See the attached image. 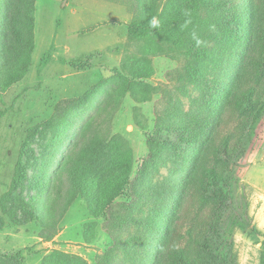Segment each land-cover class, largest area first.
<instances>
[{
    "label": "trees",
    "instance_id": "16d2710c",
    "mask_svg": "<svg viewBox=\"0 0 264 264\" xmlns=\"http://www.w3.org/2000/svg\"><path fill=\"white\" fill-rule=\"evenodd\" d=\"M134 1L128 42L136 49L123 47L120 65L111 70L117 90L106 93L100 107L104 114L93 120L94 132L99 129L98 136H107L98 144L118 158L90 168L78 160V151L72 152L61 168L62 181L69 184L66 195L64 189L51 194L38 216L19 192L28 175L22 150L2 211L18 226L40 222L41 239L52 242L74 203L85 200L95 219L87 227L94 231L95 222L104 220L113 242L99 264L229 261L230 256L222 255L226 237L233 235L234 225L245 227L248 222L249 203H237L238 177L264 120V0ZM153 18L158 21L155 28L149 23ZM35 24L36 0H1L4 90L30 72ZM175 52L185 60L182 69L168 74L175 88L150 85L152 57ZM93 58L87 59L86 70L94 68ZM103 85L93 86L74 103L81 106ZM176 89L188 99L187 109L185 102H176ZM154 95L161 101L155 106L153 134L147 136L150 160L134 177L133 148L121 134L103 135L102 119H113L128 97L144 105ZM10 110L0 111V119ZM134 114L141 115L140 107ZM4 226L1 221L0 229ZM42 264L88 263L56 250Z\"/></svg>",
    "mask_w": 264,
    "mask_h": 264
},
{
    "label": "rangeland",
    "instance_id": "374dc122",
    "mask_svg": "<svg viewBox=\"0 0 264 264\" xmlns=\"http://www.w3.org/2000/svg\"><path fill=\"white\" fill-rule=\"evenodd\" d=\"M134 5V0H36V50L30 72L10 89L0 85V111L11 109L0 119V222L5 223L0 229V264H42L56 250L78 255L88 264H99L112 247L104 220L95 222L94 231L87 227L95 219L83 199L77 200L58 224V235L52 242L41 239L40 222L25 226L13 223L2 211L1 201L10 189L22 150L28 175L19 192L38 216L47 197L62 189L66 195L69 184L66 179L62 181L61 168L72 152L78 151V160L90 168L116 161V153L111 155L98 144L107 136H98L99 129L94 132L93 120H100L104 114L100 107L106 93L111 88L117 90L111 70L120 63L123 47L136 49L128 38L121 43L128 37L122 26L124 10L131 15V24ZM1 47L0 43V54ZM91 58L88 62L96 69L82 73L72 69L77 64L76 70H86ZM184 65L185 60L176 52L160 53L152 57L154 75L148 83L174 89L168 74ZM98 83H104L103 88L89 101L81 106L74 103ZM175 93L176 102H185L187 109L188 99L178 89ZM160 101L161 96L154 95L151 103L139 106L128 97L113 119L101 118L105 121L103 135L121 134L133 148L134 177L150 160L147 136L153 134L155 106ZM135 107L141 109L137 118ZM138 123L147 132L141 131ZM236 191L239 206L249 203L248 222L245 227L231 228L233 235L226 237L222 252L230 260L226 257L218 264H264V120L240 170Z\"/></svg>",
    "mask_w": 264,
    "mask_h": 264
},
{
    "label": "crops",
    "instance_id": "0c3cea01",
    "mask_svg": "<svg viewBox=\"0 0 264 264\" xmlns=\"http://www.w3.org/2000/svg\"><path fill=\"white\" fill-rule=\"evenodd\" d=\"M122 10H124V8L122 7ZM124 15H126V19L124 20L125 21V23H124V25L122 24V26H124L126 29H127V31H128V26H129V22L131 21V15H129V13H127L125 10H124ZM126 25H128V26H126ZM127 36L125 37V39L124 40H122L121 41V43H125L126 41H127ZM104 50V49H103ZM103 50H100V51H103ZM121 57V56H120ZM120 60V63H121V60H122V57L119 59ZM120 63L117 65V66H115V67H118L119 65H120ZM95 67V66H94ZM97 67H95V68H92V69H89V70H94V69H96ZM114 68V67H113ZM73 69V68H72ZM99 69H101V68H99ZM89 70H86V71H89ZM74 71L75 72H78L77 70H75L74 69ZM83 72H85V71H83ZM78 73H82V72H78ZM140 106V105H139Z\"/></svg>",
    "mask_w": 264,
    "mask_h": 264
},
{
    "label": "clouds",
    "instance_id": "9594fccd",
    "mask_svg": "<svg viewBox=\"0 0 264 264\" xmlns=\"http://www.w3.org/2000/svg\"><path fill=\"white\" fill-rule=\"evenodd\" d=\"M149 23H150V25H151L153 28H155V27L158 26V21H157L155 18H153L152 20H150ZM196 42H197L198 45L201 43L199 39H197Z\"/></svg>",
    "mask_w": 264,
    "mask_h": 264
}]
</instances>
